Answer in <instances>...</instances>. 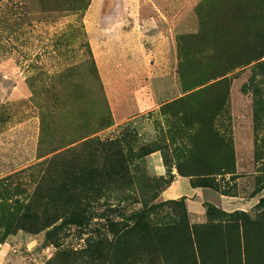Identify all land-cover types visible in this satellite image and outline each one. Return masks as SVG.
I'll return each instance as SVG.
<instances>
[{"label": "rangeland", "instance_id": "1", "mask_svg": "<svg viewBox=\"0 0 264 264\" xmlns=\"http://www.w3.org/2000/svg\"><path fill=\"white\" fill-rule=\"evenodd\" d=\"M257 195L264 0H0V264H264Z\"/></svg>", "mask_w": 264, "mask_h": 264}, {"label": "crops", "instance_id": "2", "mask_svg": "<svg viewBox=\"0 0 264 264\" xmlns=\"http://www.w3.org/2000/svg\"><path fill=\"white\" fill-rule=\"evenodd\" d=\"M148 99L149 98H137L138 103L139 101L141 102V106L142 105L144 106V104L149 105L150 102L146 101ZM166 195H168V197H165ZM202 195H203V190L199 188H193L191 186V181L189 178L177 176L173 178L168 184V186L162 191L161 198L164 201H176L181 198H184L185 205H186V208L189 214L191 216H201L204 213ZM261 197H264V196L257 195L255 198L252 199L250 204L251 205L255 204L257 199ZM237 208H240L239 205L235 206L234 209L236 210Z\"/></svg>", "mask_w": 264, "mask_h": 264}, {"label": "trees", "instance_id": "3", "mask_svg": "<svg viewBox=\"0 0 264 264\" xmlns=\"http://www.w3.org/2000/svg\"><path fill=\"white\" fill-rule=\"evenodd\" d=\"M64 5H66V6H68V5H70V3H64ZM181 177H183V176H181ZM170 183V182H169ZM169 183H167L166 185H165V187H164V189L168 186V184ZM191 186L193 187V188H199V186L198 185H192V183H191ZM163 189V190H164ZM264 200L262 199V200H260V202H263ZM168 202H170V203H172V204H174V205H179V204H182V205H185V199L184 198H181V199H179V200H176V201H168ZM20 207V206H19ZM23 211H28V206H23L22 208H21ZM13 210V213H15V214H12V218H14L13 219V224H16V227L13 225L12 226V228H11V232L12 231H14L15 229H18V226H19V224H18V222L19 221H22L23 219H27L28 218V216L25 214V212L23 213V214H18V212H19V209L18 208H14V209H12ZM15 210V211H14ZM18 211V212H17ZM75 219H77L78 218V215H74L73 216ZM35 218L37 219L38 217H36L35 216ZM5 220V218L3 217V216H1L0 217V221H4ZM57 229H59L58 227H54L53 228V231H51V232H48L47 233V236H46V238L47 239H50V237H52V234L57 230ZM5 232H7V233H10V230H4V231H0V241H2V239L5 237Z\"/></svg>", "mask_w": 264, "mask_h": 264}]
</instances>
